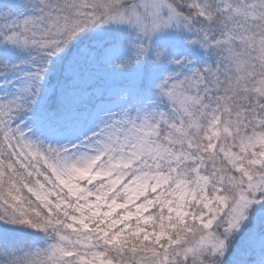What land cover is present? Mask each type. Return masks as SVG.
Returning <instances> with one entry per match:
<instances>
[{
	"label": "snow or ice",
	"instance_id": "obj_1",
	"mask_svg": "<svg viewBox=\"0 0 264 264\" xmlns=\"http://www.w3.org/2000/svg\"><path fill=\"white\" fill-rule=\"evenodd\" d=\"M0 264H264V0H0Z\"/></svg>",
	"mask_w": 264,
	"mask_h": 264
}]
</instances>
